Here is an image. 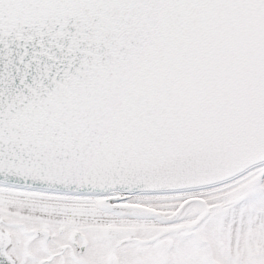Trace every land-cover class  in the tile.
<instances>
[{
    "label": "snow or ice",
    "instance_id": "snow-or-ice-1",
    "mask_svg": "<svg viewBox=\"0 0 264 264\" xmlns=\"http://www.w3.org/2000/svg\"><path fill=\"white\" fill-rule=\"evenodd\" d=\"M0 264H264V0H0Z\"/></svg>",
    "mask_w": 264,
    "mask_h": 264
}]
</instances>
